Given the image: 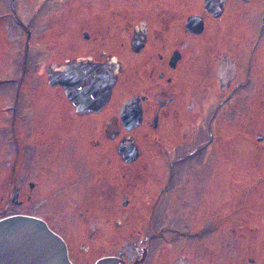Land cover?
<instances>
[{
	"label": "flooded vegetation",
	"instance_id": "obj_1",
	"mask_svg": "<svg viewBox=\"0 0 264 264\" xmlns=\"http://www.w3.org/2000/svg\"><path fill=\"white\" fill-rule=\"evenodd\" d=\"M51 1L54 0H43V8ZM73 2L86 3H74L73 6ZM251 2L65 0L62 8L54 10L66 13L72 8L74 13L87 7L81 19L88 21L82 36L86 41L93 40L99 48L90 57L47 65L46 85L51 90L62 91L73 108L71 115L74 117H104L102 133L110 143L116 142L117 158L122 165L130 167L143 159L145 150L138 144L136 132L146 137H149V131L154 132L155 142L160 144L156 147L166 154L159 158L164 165L163 172L147 173L146 176L122 172L118 173V178L115 175L107 178L106 174L98 173L102 177L93 194L103 199L108 212L114 213L123 199L121 211L131 209L132 212L137 202L140 207L137 211L142 213L141 217L135 215L134 225L141 224L139 228L134 226L136 234H131L134 235L130 243L134 257L130 259L122 250L104 257L115 258L119 264H152L154 241L162 239V233H157L162 217L160 220L155 217L158 218L169 203L173 205L172 198L177 192L182 200L175 206L185 213V223L202 232L182 235L181 239L186 241L197 238L193 243H199L198 246H191L190 256H180L167 263L264 264V210L248 221L238 219L242 211L240 205L219 204L209 214L210 175H207L211 148L217 143L222 152L221 147L234 141L226 140L224 130L226 117L235 116L233 101L243 98L261 101L264 105V0H258L262 7L261 22L256 21L254 29L237 27L241 4ZM230 4L234 7L232 10H228ZM45 14L50 17L53 12ZM109 14L112 15L110 19ZM114 18L118 21L115 31L110 32L109 28L104 31L100 27L99 24L109 27ZM90 22H93V28L88 27ZM117 32V39L100 43L101 36L109 39ZM204 34V40L200 41ZM32 46L30 38L24 49L26 60L21 64L17 100L27 81V62ZM76 63L87 66L104 84L110 82L111 93L105 103L79 111L67 97L65 87L53 81L56 74L72 71ZM13 115L15 123L18 117L15 107ZM168 130L172 142L162 139V133ZM99 143L100 139L95 140V147ZM254 145L260 148L256 150L257 155L264 156V134H258ZM19 150L15 151L16 156ZM220 177L222 175L219 180ZM28 186L34 189L36 184L30 180ZM22 191L19 185L12 186L4 207L0 208V219L24 215L10 213L22 204ZM131 212L121 222L118 220L117 226L131 224ZM128 232L130 234L132 230ZM215 232L216 237L204 236ZM200 234L203 238H199Z\"/></svg>",
	"mask_w": 264,
	"mask_h": 264
},
{
	"label": "rangeland",
	"instance_id": "obj_2",
	"mask_svg": "<svg viewBox=\"0 0 264 264\" xmlns=\"http://www.w3.org/2000/svg\"><path fill=\"white\" fill-rule=\"evenodd\" d=\"M64 1L54 0L43 8V0H0V208L4 207L12 186L19 185L23 190L20 199L23 202L10 213L46 220L49 227L66 241L73 264H94L105 255L120 250L132 259L134 252L130 243L136 234L134 226L139 228L141 224L134 225L135 215L142 216L137 211L140 207L136 202L132 212L131 209L121 211L123 199H120L116 211L108 212L103 199L93 193L103 174L107 178L114 175L118 178V173L122 172L145 176L163 172L164 165L159 158L166 154L156 147L154 132L149 131V137L136 132V140L145 150L143 159L130 167L122 165L117 158L116 142L110 143L102 133L104 117H74L71 115L73 108L62 91L51 90L46 85L47 65L90 57L99 48L93 40L86 41L82 36L88 21L81 19L87 7L74 13L72 8L66 13L62 10L54 12L58 7L62 8ZM74 3L86 2H73V6ZM231 5L228 10L234 8ZM240 7L237 27L254 29L256 21L259 24L262 18L260 3L252 0ZM52 12L50 17L45 14ZM114 19L109 27L99 25L104 31L106 28L115 31L118 21ZM88 27L93 28V22ZM117 35L118 32L109 39L101 36L100 43H109L117 39ZM30 38L33 50L29 52L27 62V81L17 100L21 64L26 60L24 49ZM204 38L205 34L199 40ZM233 103L236 105V109L232 108L235 116L226 117L224 130L226 140L234 141L221 147L222 152L219 151L221 145L216 143L208 155L209 214L219 204L240 205L242 211L238 219L248 221L264 210V156L257 155L256 150L260 148L254 145L258 134H264V105L261 101L243 98ZM14 107L18 115L15 123ZM165 131L163 141L172 142L171 131ZM99 139L101 143L95 147V140ZM18 148L20 153L16 156ZM219 175H222L220 180ZM30 180L36 184L34 189L28 186ZM180 200L182 198L176 192L173 205L169 203L161 215L155 217L157 220L162 217V222L157 225V233H162V239L154 241L152 264L162 261L169 264L180 256H190L191 246L199 244L193 243L197 238L194 241L181 239L184 234H199L202 230L187 226L185 213L175 206L181 204ZM130 212L132 223L117 226L118 220L121 222ZM204 236L216 237V232Z\"/></svg>",
	"mask_w": 264,
	"mask_h": 264
},
{
	"label": "water",
	"instance_id": "obj_3",
	"mask_svg": "<svg viewBox=\"0 0 264 264\" xmlns=\"http://www.w3.org/2000/svg\"><path fill=\"white\" fill-rule=\"evenodd\" d=\"M99 80L81 63H76L66 74H56L53 79L65 87L67 97L79 111L94 108L110 97V82L104 84ZM0 264L73 263L66 242L46 222L17 215L0 219ZM95 264H119V261L104 257Z\"/></svg>",
	"mask_w": 264,
	"mask_h": 264
}]
</instances>
